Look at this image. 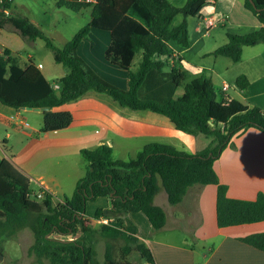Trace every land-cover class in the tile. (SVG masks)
Listing matches in <instances>:
<instances>
[{"label":"trees","instance_id":"obj_1","mask_svg":"<svg viewBox=\"0 0 264 264\" xmlns=\"http://www.w3.org/2000/svg\"><path fill=\"white\" fill-rule=\"evenodd\" d=\"M218 0H186L177 6L171 0H57L58 6L74 11L91 8L90 23L82 27L63 48L45 36L29 18L11 11L13 0H0V29L10 25L28 41L43 39L56 64L69 72L59 78L57 90L39 67L4 48L0 53V103L14 109H43V133L60 131L73 122L68 111L55 108L76 102L90 92L109 96L123 108L150 111L165 116L175 129L193 137L204 136L208 145L194 154L172 146L151 143L129 160L114 157L107 144L80 151L85 171L71 197L58 201L43 189L40 207L32 209L36 196L30 177L10 160L0 162V244L29 229L33 244L28 254L37 264H156L150 247L140 239L131 213H143L155 230L166 225V213L155 204L161 188L168 203L180 204L190 187L217 186L216 219L220 228L264 221V193L255 200L230 198L214 163L233 139L250 128L264 133V111L227 97L217 100L212 80L202 74L187 82L181 55L171 46L191 44L189 19L200 15L209 3ZM261 27L247 34H228V42L212 54L241 61L244 47L264 44V0H244ZM95 31L107 32L110 42L104 58L127 72V89L99 75L80 56L78 49ZM246 75L235 80L246 91ZM184 91L176 96L179 88ZM39 196V195H38ZM107 198L110 208H98L96 218L108 223L94 226L87 215L88 203ZM104 240L103 262L97 245ZM264 253V232L239 239Z\"/></svg>","mask_w":264,"mask_h":264},{"label":"crops","instance_id":"obj_2","mask_svg":"<svg viewBox=\"0 0 264 264\" xmlns=\"http://www.w3.org/2000/svg\"><path fill=\"white\" fill-rule=\"evenodd\" d=\"M211 18L215 23L217 20L222 24L233 22L235 31L242 34L261 27L256 16L245 8L244 0H218L206 5L200 15L193 18L197 19V24L193 27L194 34L188 48H180L174 42H171V46L184 59L183 64L188 61L200 73H212L211 80L220 84L222 101L230 97L264 111V44L244 47L238 63L214 56L212 53L215 50L203 55V59L192 55L202 35H208L212 29L205 26V22ZM89 40H92L91 37ZM99 40L103 42V47L97 46L94 41L88 43V39L82 41L78 49L80 56L104 79L127 89V72L111 65L103 57L110 39L100 37L97 42ZM248 49L255 52L249 57V68L241 70L243 72L235 79L246 75L250 84L246 91L236 87L232 93H228L230 86L226 76L232 64H244L243 57ZM42 66L40 70L47 78L45 66ZM68 72L56 69L54 77L59 79ZM224 84L228 85L227 89L223 88ZM55 110L70 112L73 115L72 124L64 130L43 133L42 111L17 110L0 103V162L10 160L30 177L37 192L31 199L36 200L37 209L40 207V188L58 201L73 195L78 181L85 175L80 167L82 149L93 150L107 144L113 149V154L134 157L140 148L151 143L169 145L189 154L203 150L209 143L206 137L203 141L202 136L195 138L176 130L165 116L123 108L109 96L95 92ZM233 142L234 146H228L215 161L214 169L220 182L228 187L227 195L230 198L255 200L260 192L264 193V133L250 128L235 137ZM160 194H163L162 191L156 196L155 204L166 213L164 228L155 230L141 212L129 215L139 229L140 239L152 250L156 264H264L263 252L239 241L251 234L264 232V221L220 228L216 219L217 186L190 187L184 200L173 206L178 217H172V220L165 206L157 203ZM164 194L163 202L166 204L167 194ZM91 207L92 215L88 214ZM110 207L107 198H99L88 203L87 215L96 222L107 221L96 218L95 212L98 208ZM142 229L146 230V234ZM203 244L211 246L207 250Z\"/></svg>","mask_w":264,"mask_h":264},{"label":"rangeland","instance_id":"obj_3","mask_svg":"<svg viewBox=\"0 0 264 264\" xmlns=\"http://www.w3.org/2000/svg\"><path fill=\"white\" fill-rule=\"evenodd\" d=\"M171 2L177 6H181L185 4L186 0H171ZM11 12L29 18L37 27L41 29L45 36L50 38L59 48H63L65 44L72 40L75 34L82 27L90 23L91 19V8L74 11L67 6H58L57 0H13L12 9L8 13ZM189 24L192 37V35L194 34L192 32L193 27L197 24V19H189ZM235 27L236 25H233V22H226L222 24L217 20L215 26H213L209 31V34H203L201 40L194 46L192 55H197L198 58L203 59V55L208 54L209 52L216 50L221 46H224L228 42L227 35L229 33L242 34L237 33L238 31H235ZM90 37L92 40H89L88 38V43L94 41L97 46L102 45V47L103 42L101 40L97 42V40L100 37H105V39H107L108 41L110 39L107 32L100 31L93 32ZM4 48H8L12 50L16 55H18L20 65L22 66H25L29 63V57L32 58V62L36 65L42 63L45 66L44 72L46 73L48 80L57 90L60 89L59 81L54 77V71L56 69H59L62 72H68V69L64 68L62 65H57L55 63L53 53L49 48H47L46 42L43 39H37L36 41L25 40L19 35L17 31L14 30L12 26L7 25L4 29H0V53H2ZM245 51L246 52L243 57L244 64H235V66L234 64H232V69L226 76V82L230 86V90L228 93H232L236 89V76L240 72H243L241 70H246L249 68V57L251 54L255 53L250 49ZM93 58L96 57L94 56ZM222 59H225V61H230L229 58L223 57ZM184 67L187 70V82L203 74L193 66L189 65L188 61H185ZM205 75L212 79L213 75L211 72ZM212 82L214 85V90L217 94V100L221 103L223 100V96L220 91V84L218 83V81ZM183 91L184 89L182 87L179 88L176 96L181 95ZM201 139L205 141L206 138L202 136ZM114 157L121 158L125 161L131 158L129 156H120L118 153L114 154ZM161 191L163 194L159 195L157 203L159 205L165 206V208L167 209V214L171 218L170 220H172V217H178L177 210H174L175 208H173V206H171L167 202V200L166 204L163 202L165 191L163 188H161ZM34 201L36 200L31 199L30 207L32 209H37ZM92 211V207L89 208L88 214L92 215ZM92 222L94 226H98L99 224L104 223L102 220H99V222L92 220ZM142 231L144 234H146V230L142 229ZM19 233L18 236L0 244V253L3 255V260H0V264H37L34 260V257L28 254V249L33 244L34 240L32 232L29 229H24ZM203 246H205V248L208 250L211 245L203 244ZM104 250V240L101 239L99 244L97 245V257L100 262H103ZM207 253L209 254V251H207Z\"/></svg>","mask_w":264,"mask_h":264},{"label":"built area","instance_id":"obj_4","mask_svg":"<svg viewBox=\"0 0 264 264\" xmlns=\"http://www.w3.org/2000/svg\"><path fill=\"white\" fill-rule=\"evenodd\" d=\"M81 1H88V2H90V1H92V0H81ZM7 14H8V11L6 12ZM215 21H214V19L213 18H211V19H209V20H207L206 22H205V26H206V28L207 29H209V28H212L213 26H215ZM39 69H41L43 66H42V64H40L39 66ZM55 78H57L58 79V77H55ZM223 88L224 89H227L228 88V85L227 84H224V86H223ZM104 223H108V221H103Z\"/></svg>","mask_w":264,"mask_h":264},{"label":"water","instance_id":"obj_5","mask_svg":"<svg viewBox=\"0 0 264 264\" xmlns=\"http://www.w3.org/2000/svg\"><path fill=\"white\" fill-rule=\"evenodd\" d=\"M27 110H33L32 108H26ZM36 111H45L49 110V108H43V109H34ZM0 260H3V255L0 253Z\"/></svg>","mask_w":264,"mask_h":264}]
</instances>
